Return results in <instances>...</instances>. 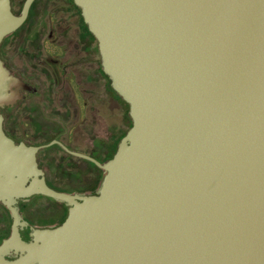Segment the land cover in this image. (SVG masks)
<instances>
[{
    "label": "water",
    "instance_id": "obj_1",
    "mask_svg": "<svg viewBox=\"0 0 264 264\" xmlns=\"http://www.w3.org/2000/svg\"><path fill=\"white\" fill-rule=\"evenodd\" d=\"M0 0V43L26 19ZM132 124L101 161L59 139L16 141L0 111V201L27 264H264V0H75ZM29 85L0 56V108ZM103 170L94 194L51 187L41 148ZM66 202V219L21 239L16 205Z\"/></svg>",
    "mask_w": 264,
    "mask_h": 264
},
{
    "label": "rangeland",
    "instance_id": "obj_2",
    "mask_svg": "<svg viewBox=\"0 0 264 264\" xmlns=\"http://www.w3.org/2000/svg\"><path fill=\"white\" fill-rule=\"evenodd\" d=\"M47 29L41 24L25 25L5 38L2 57L11 71L30 85V89L22 90L18 102L0 108L5 128L18 142L46 144L59 139L72 149L107 160L132 124L129 107L118 100L102 66L100 75L91 66L89 73L78 77L80 82L88 80L89 89L81 91L84 103L77 92L76 97L69 88L54 84V74L36 65L34 47L39 39L46 38ZM38 158L47 178L57 185L69 182L90 187L94 180L98 182L102 170L90 160L71 156L58 143L41 148ZM45 200L35 196L31 202L42 208Z\"/></svg>",
    "mask_w": 264,
    "mask_h": 264
},
{
    "label": "flooded vegetation",
    "instance_id": "obj_3",
    "mask_svg": "<svg viewBox=\"0 0 264 264\" xmlns=\"http://www.w3.org/2000/svg\"><path fill=\"white\" fill-rule=\"evenodd\" d=\"M26 1L10 0L12 11L20 15ZM33 12H36V14L32 15ZM38 24L46 25L48 29L46 38L39 39L38 46L34 47L37 56L36 65L49 69L54 74V84L59 87L69 88L73 95H76L77 92L82 98V89H89L86 86L88 80L80 82L78 77L81 79L84 74L89 73L91 66L100 75L102 66L99 41L89 30L82 8L75 0H33L29 7L28 15L21 26ZM5 38L0 43V56L6 64L4 57H2V53L6 52L4 46ZM73 73H76L77 77ZM17 76L20 77L19 75ZM20 78L28 84L22 77ZM84 84L85 87L81 86ZM28 89H30V85ZM81 100L84 103V99L82 98ZM66 145L71 148L68 144ZM98 177V182L94 180L90 187H84L80 184H70L69 182L57 185L49 180L46 175L47 182L51 187L73 194L96 193L103 177V171ZM35 196L48 199L45 200V205L42 208L31 202ZM16 205L22 220L26 221L25 224L19 226L21 239L26 242L34 241L36 230L53 228L61 224L66 219L70 208L66 202L43 194L20 198ZM13 222L14 218L11 210L0 201V245L12 235ZM27 253V250L19 245L0 248V264H27L28 262L25 261Z\"/></svg>",
    "mask_w": 264,
    "mask_h": 264
},
{
    "label": "trees",
    "instance_id": "obj_4",
    "mask_svg": "<svg viewBox=\"0 0 264 264\" xmlns=\"http://www.w3.org/2000/svg\"><path fill=\"white\" fill-rule=\"evenodd\" d=\"M114 90V89H113ZM114 93L118 96V100L120 101V102H123V103H126L127 104V106L129 107V105H128V103L125 101V100H123L115 91H114ZM6 129V128H5ZM7 131V130H6ZM7 133H8V131H7ZM9 135H11L10 133H8ZM62 148V147H61ZM64 151L65 152H67L68 154H70L71 156H74V155H72L71 153H69L68 151H66L65 149H64ZM100 170V169H99ZM102 171V170H101Z\"/></svg>",
    "mask_w": 264,
    "mask_h": 264
}]
</instances>
